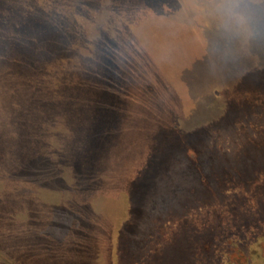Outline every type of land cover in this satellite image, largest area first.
<instances>
[{
  "label": "rangeland",
  "instance_id": "rangeland-1",
  "mask_svg": "<svg viewBox=\"0 0 264 264\" xmlns=\"http://www.w3.org/2000/svg\"><path fill=\"white\" fill-rule=\"evenodd\" d=\"M36 9L0 26V264H264V0Z\"/></svg>",
  "mask_w": 264,
  "mask_h": 264
},
{
  "label": "trees",
  "instance_id": "trees-1",
  "mask_svg": "<svg viewBox=\"0 0 264 264\" xmlns=\"http://www.w3.org/2000/svg\"><path fill=\"white\" fill-rule=\"evenodd\" d=\"M48 4H42L44 8H48ZM36 0H0V26L8 28V31L26 34L32 26H39L34 20H30L36 15ZM19 31V32H18ZM206 251L208 250V243L206 242ZM207 261L205 264H218L216 263L215 252L207 251ZM218 254V253H217ZM222 258L220 263H222Z\"/></svg>",
  "mask_w": 264,
  "mask_h": 264
}]
</instances>
